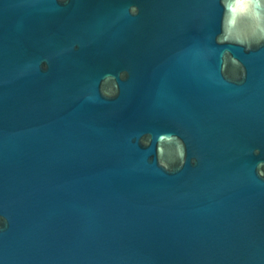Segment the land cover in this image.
<instances>
[{"label": "water", "instance_id": "95a60500", "mask_svg": "<svg viewBox=\"0 0 264 264\" xmlns=\"http://www.w3.org/2000/svg\"><path fill=\"white\" fill-rule=\"evenodd\" d=\"M0 264H264V0H0Z\"/></svg>", "mask_w": 264, "mask_h": 264}, {"label": "snow or ice", "instance_id": "6c2138e0", "mask_svg": "<svg viewBox=\"0 0 264 264\" xmlns=\"http://www.w3.org/2000/svg\"><path fill=\"white\" fill-rule=\"evenodd\" d=\"M236 15V13H235V9L233 8V16H235Z\"/></svg>", "mask_w": 264, "mask_h": 264}]
</instances>
